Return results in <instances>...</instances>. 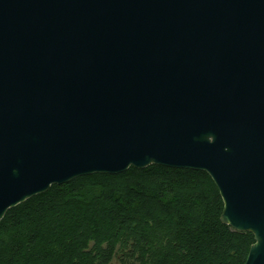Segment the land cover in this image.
Here are the masks:
<instances>
[{"label":"water","instance_id":"95a60500","mask_svg":"<svg viewBox=\"0 0 264 264\" xmlns=\"http://www.w3.org/2000/svg\"><path fill=\"white\" fill-rule=\"evenodd\" d=\"M150 165L208 173L264 264V0H0V220Z\"/></svg>","mask_w":264,"mask_h":264},{"label":"trees","instance_id":"16d2710c","mask_svg":"<svg viewBox=\"0 0 264 264\" xmlns=\"http://www.w3.org/2000/svg\"><path fill=\"white\" fill-rule=\"evenodd\" d=\"M223 208L204 171L80 176L7 210L0 264H244L254 236L223 223Z\"/></svg>","mask_w":264,"mask_h":264},{"label":"rangeland","instance_id":"374dc122","mask_svg":"<svg viewBox=\"0 0 264 264\" xmlns=\"http://www.w3.org/2000/svg\"><path fill=\"white\" fill-rule=\"evenodd\" d=\"M110 264H134L132 260L127 259L121 254L115 256Z\"/></svg>","mask_w":264,"mask_h":264}]
</instances>
